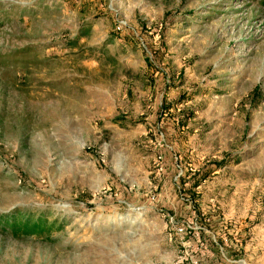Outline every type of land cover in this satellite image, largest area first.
Segmentation results:
<instances>
[{
  "label": "rangeland",
  "instance_id": "obj_1",
  "mask_svg": "<svg viewBox=\"0 0 264 264\" xmlns=\"http://www.w3.org/2000/svg\"><path fill=\"white\" fill-rule=\"evenodd\" d=\"M0 264H264V0H0Z\"/></svg>",
  "mask_w": 264,
  "mask_h": 264
},
{
  "label": "trees",
  "instance_id": "obj_2",
  "mask_svg": "<svg viewBox=\"0 0 264 264\" xmlns=\"http://www.w3.org/2000/svg\"><path fill=\"white\" fill-rule=\"evenodd\" d=\"M42 226L43 224L42 223H40V224H38L37 222L35 223V226L37 227V226ZM24 229H30L31 230V228H29L28 226H24L23 227Z\"/></svg>",
  "mask_w": 264,
  "mask_h": 264
},
{
  "label": "built area",
  "instance_id": "obj_3",
  "mask_svg": "<svg viewBox=\"0 0 264 264\" xmlns=\"http://www.w3.org/2000/svg\"><path fill=\"white\" fill-rule=\"evenodd\" d=\"M120 27H123V25H122V24H120Z\"/></svg>",
  "mask_w": 264,
  "mask_h": 264
}]
</instances>
